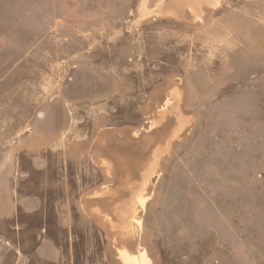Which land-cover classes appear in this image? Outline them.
Wrapping results in <instances>:
<instances>
[{"label": "rangeland", "instance_id": "rangeland-1", "mask_svg": "<svg viewBox=\"0 0 264 264\" xmlns=\"http://www.w3.org/2000/svg\"><path fill=\"white\" fill-rule=\"evenodd\" d=\"M0 264H264V0H0Z\"/></svg>", "mask_w": 264, "mask_h": 264}]
</instances>
